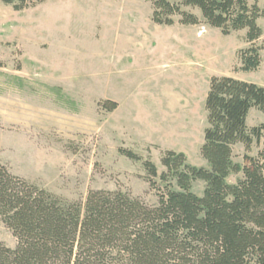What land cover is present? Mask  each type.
<instances>
[{
    "label": "rangeland",
    "instance_id": "374dc122",
    "mask_svg": "<svg viewBox=\"0 0 264 264\" xmlns=\"http://www.w3.org/2000/svg\"><path fill=\"white\" fill-rule=\"evenodd\" d=\"M152 1L43 0L21 11L0 1V163L9 172L68 201L120 189L154 205L164 183L157 176L150 186L145 159L158 175L167 150L206 167L200 148L209 80L228 75L264 85V48L257 69L243 71L245 29L223 35L184 5L197 24H180L178 15L172 25L156 24ZM248 3L264 9V0ZM257 23L254 44L264 47V15ZM262 122L264 113L251 108L248 127ZM262 149L264 135L248 153ZM244 153L234 144L233 162L243 164ZM241 177L232 172L227 181ZM203 188L192 183L198 195ZM0 241L16 244L1 220Z\"/></svg>",
    "mask_w": 264,
    "mask_h": 264
},
{
    "label": "trees",
    "instance_id": "16d2710c",
    "mask_svg": "<svg viewBox=\"0 0 264 264\" xmlns=\"http://www.w3.org/2000/svg\"><path fill=\"white\" fill-rule=\"evenodd\" d=\"M0 1L21 11L43 0ZM181 5L197 8L223 35L245 29L250 45L239 51L240 69H257L264 47L254 41L262 34L257 19L264 9L248 0H153L151 20L172 25L178 15L180 24H197ZM204 107L206 167L173 150L163 153L159 175L152 161L142 162L151 187L157 176L164 183L154 205L120 189H92L84 201H68L0 163V220L16 239L14 247L0 241V264H264V149L248 153L264 135V122L246 124L251 108L264 113V85L214 75ZM236 143L244 147L243 164L232 160ZM118 151L141 159L132 150ZM240 171L235 183L227 181ZM196 180L204 183L201 195L192 190Z\"/></svg>",
    "mask_w": 264,
    "mask_h": 264
},
{
    "label": "crops",
    "instance_id": "0c3cea01",
    "mask_svg": "<svg viewBox=\"0 0 264 264\" xmlns=\"http://www.w3.org/2000/svg\"><path fill=\"white\" fill-rule=\"evenodd\" d=\"M228 178V177H227Z\"/></svg>",
    "mask_w": 264,
    "mask_h": 264
}]
</instances>
